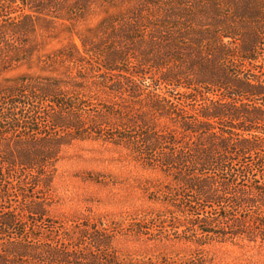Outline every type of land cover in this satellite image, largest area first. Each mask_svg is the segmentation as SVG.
Listing matches in <instances>:
<instances>
[{
  "label": "trees",
  "instance_id": "obj_1",
  "mask_svg": "<svg viewBox=\"0 0 264 264\" xmlns=\"http://www.w3.org/2000/svg\"><path fill=\"white\" fill-rule=\"evenodd\" d=\"M126 1L0 0V48ZM45 60L62 72L0 83V264H143L115 248L124 227L48 213L63 148L84 139L172 176L151 198L177 215L125 230L264 242V0H136Z\"/></svg>",
  "mask_w": 264,
  "mask_h": 264
},
{
  "label": "rangeland",
  "instance_id": "obj_2",
  "mask_svg": "<svg viewBox=\"0 0 264 264\" xmlns=\"http://www.w3.org/2000/svg\"><path fill=\"white\" fill-rule=\"evenodd\" d=\"M135 2L98 7L78 23L60 25L50 37L37 31L21 47L2 46L0 83L9 84L22 75L60 74L63 69L47 66L49 54L72 41L80 44L82 37H95L104 19L125 13ZM171 183L172 176L144 166L129 148L102 139H84L63 148L49 190L43 196L49 202V215L68 225L72 220L102 218L108 224L124 227L113 243L129 261L179 264L198 258L203 264H264V242L260 240L211 239L199 243L177 234L148 237L125 230L143 217L173 219L177 215V209L160 192L158 199L151 198L152 191L166 190Z\"/></svg>",
  "mask_w": 264,
  "mask_h": 264
}]
</instances>
